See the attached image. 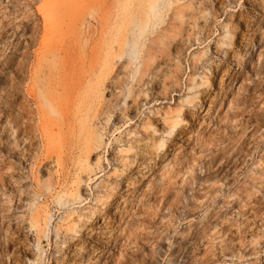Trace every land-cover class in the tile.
I'll list each match as a JSON object with an SVG mask.
<instances>
[{
    "label": "rangeland",
    "instance_id": "374dc122",
    "mask_svg": "<svg viewBox=\"0 0 264 264\" xmlns=\"http://www.w3.org/2000/svg\"><path fill=\"white\" fill-rule=\"evenodd\" d=\"M0 264H264V0H0Z\"/></svg>",
    "mask_w": 264,
    "mask_h": 264
}]
</instances>
